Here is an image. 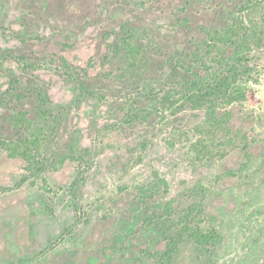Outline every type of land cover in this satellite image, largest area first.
Instances as JSON below:
<instances>
[{
	"label": "rangeland",
	"instance_id": "rangeland-1",
	"mask_svg": "<svg viewBox=\"0 0 264 264\" xmlns=\"http://www.w3.org/2000/svg\"><path fill=\"white\" fill-rule=\"evenodd\" d=\"M240 11L264 13V0H0V53L34 66L25 73L6 61L0 100L14 76L23 85L46 83L54 104L68 110L51 154L76 129L95 154L74 203L75 162L49 168L46 183H24L26 163L0 150V264H264V48L254 56L246 100L230 107L237 143L224 156L198 159L203 111L162 106L174 61L204 39L202 28L221 29ZM125 27L145 45L146 63L131 78L115 50ZM11 107L0 104V119ZM156 173L168 192L149 208L140 193ZM170 206L172 222L200 209L204 226L219 232L209 258L188 239L162 262V224L148 216Z\"/></svg>",
	"mask_w": 264,
	"mask_h": 264
},
{
	"label": "trees",
	"instance_id": "trees-1",
	"mask_svg": "<svg viewBox=\"0 0 264 264\" xmlns=\"http://www.w3.org/2000/svg\"><path fill=\"white\" fill-rule=\"evenodd\" d=\"M202 30L204 39L174 61L176 76L168 94L162 96V106L168 110L191 109L205 113L200 128L201 138L194 145L198 159L203 161L224 156L227 148L237 143L230 126L233 119L230 107L246 100L245 85L255 81L254 56L264 48V13L254 11L245 15L241 11L230 12L226 25L221 29ZM124 31L126 34L116 42L115 50L125 59L123 77L131 78L146 63L145 45L136 29L125 27ZM9 59L14 60L25 73L34 67L23 57L0 53V72L5 71V62ZM63 68L65 74L76 81L72 66L64 62ZM22 83L14 76L0 100L2 106L13 105L9 108L10 113L0 119V150L26 163L24 183L35 179L46 183L45 174L49 168L56 167L58 163L75 162L77 176L70 192L74 203L78 202L93 168L95 154L82 146L79 129L72 132L63 150L58 149L51 154L50 139L60 134L65 126L68 110L54 104L46 83L36 80L28 85ZM81 92L86 95L89 91L82 87ZM28 104L33 105V111L26 107ZM155 177L156 181L142 188L140 193L141 200L149 208H154L152 205L158 202L161 192H168L167 181L157 173ZM174 215L171 206L164 211L152 209L149 212V222H161L167 242L162 262H172L180 245L188 239L194 242L200 257L209 258L212 249L222 242L219 232L204 226L200 209H189L177 222H172Z\"/></svg>",
	"mask_w": 264,
	"mask_h": 264
}]
</instances>
